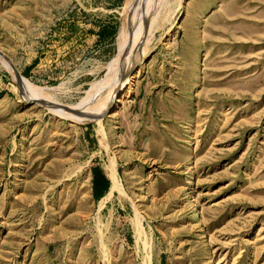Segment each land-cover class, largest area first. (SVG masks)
I'll return each mask as SVG.
<instances>
[{"label":"rangeland","instance_id":"rangeland-1","mask_svg":"<svg viewBox=\"0 0 264 264\" xmlns=\"http://www.w3.org/2000/svg\"><path fill=\"white\" fill-rule=\"evenodd\" d=\"M154 1L0 0V264H264V0Z\"/></svg>","mask_w":264,"mask_h":264},{"label":"bare ground","instance_id":"bare-ground-1","mask_svg":"<svg viewBox=\"0 0 264 264\" xmlns=\"http://www.w3.org/2000/svg\"><path fill=\"white\" fill-rule=\"evenodd\" d=\"M145 1H147V0H145ZM141 2L142 1H140V3ZM151 2H153V1H151ZM142 9L143 8L140 6V8L138 10H136L137 11V15L135 14V17H134L133 21H132V18H131V21H132V24H133L132 27H131V24H130L131 30H130V28H129L130 31L126 30L124 28H122V30H121V33H120V49H121L122 54L125 55V56L128 55V54L134 53L133 51L136 48H138V49H140V47L142 48V46L145 43L144 37H145L146 33L144 34L145 30L143 29V24H144L143 19L145 20V18H144L145 15L143 13L144 16H142V12L144 11V10L142 11ZM145 10H147V8ZM149 10H150V8H149ZM129 15H130V13H129ZM149 15H150V13H149ZM149 17H151V16H149ZM147 23H148V21H147ZM131 58H132V56H131ZM0 59L4 62L6 67H8V70L13 74V76L19 82V85H21L22 88H24V90L31 97V99H34L38 104L39 103L42 104L45 108H47L48 110H50V111H52L54 113H59L60 114V113L63 112V110H62L63 107L62 108H58V107L54 106L52 104V102H50L51 100H49V98H47L42 91L36 89L31 84H29V82L25 78H23L13 68V66L10 64V62L8 60H6V58L1 53H0ZM137 63L140 64V62H138V61L137 62L135 61L134 63L132 61V64H130L131 66H129L128 70H126L127 72L124 75L126 77L124 79H126V80H125L124 83H123L124 80L122 82H121V80L116 81L117 82V90H116L115 94L113 95L112 100L109 103H107V105H105L104 110L102 111L103 112L102 114H106L107 115V113H112L118 107V102H119V99H120L121 95L124 94L127 91H128V93L130 92L131 81L137 77V76H135L136 74L135 75L133 74V71H136V68L139 66V64L137 65ZM118 79H120V78H118ZM101 109H100V111H101ZM109 175H110V177L113 180V182H112L113 186H112V189H111V192H112L111 194H113V192L119 191L121 189L120 188V183H119V180H118V176H117V169L115 167L110 168L109 169ZM104 200H106V199H104Z\"/></svg>","mask_w":264,"mask_h":264},{"label":"trees","instance_id":"trees-1","mask_svg":"<svg viewBox=\"0 0 264 264\" xmlns=\"http://www.w3.org/2000/svg\"><path fill=\"white\" fill-rule=\"evenodd\" d=\"M108 33L103 30L101 32V37H105ZM110 189V181L104 175L103 171L100 169L93 170V190L94 197L96 200L103 198Z\"/></svg>","mask_w":264,"mask_h":264},{"label":"crops","instance_id":"crops-1","mask_svg":"<svg viewBox=\"0 0 264 264\" xmlns=\"http://www.w3.org/2000/svg\"><path fill=\"white\" fill-rule=\"evenodd\" d=\"M88 36H92V37H94V39L93 40H95V38H96V40H98V39H101V31H97V32H94V33H90ZM79 46H81V47H83L84 45L82 44V45H80V44H78ZM6 84V83H5ZM104 173V172H103ZM104 175L107 177V179L110 181V189H109V191H108V193L103 197V198H101L100 200H102V199H106V198H108L110 195H112L111 193V189H112V186H113V180H112V178L110 177V175L108 176L107 174H105L104 173ZM92 195H93V198H94V200L95 201H100V200H96L95 199V197H94V190H93V181H92Z\"/></svg>","mask_w":264,"mask_h":264},{"label":"water","instance_id":"water-1","mask_svg":"<svg viewBox=\"0 0 264 264\" xmlns=\"http://www.w3.org/2000/svg\"><path fill=\"white\" fill-rule=\"evenodd\" d=\"M15 67V66H14Z\"/></svg>","mask_w":264,"mask_h":264}]
</instances>
